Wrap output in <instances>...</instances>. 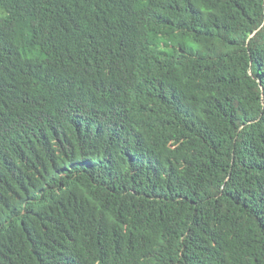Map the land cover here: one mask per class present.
<instances>
[{
	"label": "trees",
	"instance_id": "obj_1",
	"mask_svg": "<svg viewBox=\"0 0 264 264\" xmlns=\"http://www.w3.org/2000/svg\"><path fill=\"white\" fill-rule=\"evenodd\" d=\"M0 264H264V0H0Z\"/></svg>",
	"mask_w": 264,
	"mask_h": 264
},
{
	"label": "clouds",
	"instance_id": "obj_2",
	"mask_svg": "<svg viewBox=\"0 0 264 264\" xmlns=\"http://www.w3.org/2000/svg\"><path fill=\"white\" fill-rule=\"evenodd\" d=\"M115 131L117 135L120 137L121 142L126 150H128L131 154H133L137 160L139 161V166L144 170H153L154 167L151 165L144 163L141 152L139 150L138 142L134 138V134L131 129H127L123 131L120 127L115 125Z\"/></svg>",
	"mask_w": 264,
	"mask_h": 264
}]
</instances>
